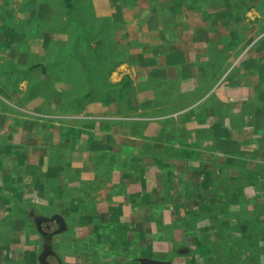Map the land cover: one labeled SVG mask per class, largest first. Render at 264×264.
Returning <instances> with one entry per match:
<instances>
[{"label":"rangeland","instance_id":"obj_1","mask_svg":"<svg viewBox=\"0 0 264 264\" xmlns=\"http://www.w3.org/2000/svg\"><path fill=\"white\" fill-rule=\"evenodd\" d=\"M46 2L0 0V36H10L0 43V63L13 62L0 69V79L9 75L7 83L0 80V246L8 248L0 252V264H31L28 252H38L37 264H134L136 255L148 250L153 258L142 261L159 264H264V230H252L249 217L242 221L251 213L264 222V204L253 202L259 196L264 202V176L249 187L253 181L240 171L249 166L263 172L264 165V144L256 133L264 115V0H70L86 31L79 37L69 35L70 24L60 29L68 18L57 0ZM227 8L234 19L224 18ZM74 28L79 32L82 26ZM142 44L164 47L147 52L155 65L165 64V52L174 53L173 64L180 56L181 74L155 75L154 66L144 65ZM30 62L40 63L30 75L47 72L49 81L40 89L49 90L54 82L57 90V102L53 96L47 112H41L49 100L45 93L17 102L23 95L13 91L7 71L27 70ZM104 80L121 89H108V100L101 101ZM27 82L20 81L19 89ZM194 89L199 93L191 95ZM59 101L62 111L80 110L56 114ZM123 102L132 108L125 116ZM142 102L151 103L145 114ZM143 118L146 126L137 131L159 136L158 149L151 147L167 160L145 158L143 174L128 173L131 165L110 169L108 181L103 178L108 168L91 171V143L98 142V150L106 136L110 154L120 156L116 160L140 159L143 149L123 158L116 145L129 141L137 147L142 141L128 135L120 121ZM64 127L75 129L68 145L58 135ZM169 139H174L169 149L159 147ZM108 151L100 148L97 159ZM55 159L59 165L53 171ZM126 174L129 182L122 183ZM192 195L195 203L187 202ZM88 203L90 221L65 210H86ZM138 210L148 218L142 225L149 229L143 237L150 247L135 230L127 247L116 242L122 244L118 250L94 239L96 216L109 213L110 221L117 214L119 223H129ZM242 222L248 224L245 231L237 230ZM48 250L53 255L41 257Z\"/></svg>","mask_w":264,"mask_h":264},{"label":"trees","instance_id":"obj_2","mask_svg":"<svg viewBox=\"0 0 264 264\" xmlns=\"http://www.w3.org/2000/svg\"><path fill=\"white\" fill-rule=\"evenodd\" d=\"M45 3H47L46 0H45ZM56 4L63 11L64 16H66L68 18V20L66 22H61L60 29L66 27V26H68V24H70L71 31L70 32L68 31L70 36H72V37H79L81 35L86 34V31H85L82 23L75 17L74 9L70 5V0H61V1H58L57 0ZM181 6H182L181 4H177V7L178 8H180ZM226 10H228V11L221 12L223 14L224 18L227 17V16H229L232 19H234L235 18V15H233V13H234L233 12V9L227 8ZM214 16H216V14ZM76 23L77 24H81V26H82V28H81V30L79 32L75 31L74 25ZM177 25H179V24H177ZM236 33H238V32H236ZM9 37H10L9 36V32L4 33L3 35L0 36V43L5 42L7 40V38H9ZM48 39H52V36L51 37L48 36ZM98 44L100 45L101 43H98ZM142 48H144V49L146 48L145 51L143 50L141 52L143 55H146V58L144 56V60H145L144 61V63H145L144 65L145 66H154L155 68L153 69L152 72H157L158 73V74H155V75L158 76L159 74H161V73H163L165 71H169L170 74H172L171 72L173 70H174V75L173 76H176L177 74H179V75L181 74L182 67L180 65H177L176 64L178 61H180V56H177V62L175 64H173V59L171 60V58H173L174 53L165 52L166 53L165 54V64H163L162 62L161 63L160 62H157V64L155 65L154 58L151 57V55H148L147 52H149V50H152V49H156L157 50V49H162L164 47H162V46H158L157 47V46H151V45H144V44H142ZM171 48L173 50H177V47H176L175 44L173 46H171ZM178 58H179V60H178ZM213 58H214V56H213ZM215 59L220 60V57L217 55L215 57ZM8 60H10L8 63H5V62H1L0 63V69L4 68L6 66H12V64H13L12 60L11 59H8ZM117 62H119V61H117ZM30 63H31V65L28 67L27 70L20 69V67H16V68H11L9 71H7V73H9L11 76H13V91L16 92V93H18V94H22L23 95V98L22 99H17V102H26L27 101V98L25 97L26 94H27L28 97H31V96H33L37 92H38V95L39 96H40V94L43 96L44 93H45V96L47 95V97H49V100H46L43 103V108L45 109V111H41L39 109H36V110L37 111H41V112H47L48 109L50 108L49 107V101H50V99L54 96L53 99L56 100L57 90H54L53 89L54 82H50V88H49V90L40 89V86L41 85H43L45 82L49 81L47 72H45L44 70H42V72L39 75H37V74L30 75L29 72H35V70L40 67V63L39 62H35V63L34 62H30ZM168 63L170 65H168ZM17 64H18V62H17ZM168 66H170L169 70H168ZM172 67H174V69ZM4 75L5 76L1 77L0 80H1V82L7 83V78L9 77V75H7L6 72L4 73ZM26 80H28V82L26 84L25 89L22 91L18 87L19 82L20 81H26ZM104 82L106 83V85H105V87L102 88V93H100V95H99V98L103 97V98H101V101H103L104 99H107L108 100V98H106L107 97V94H108V89H113V90H115V89L116 90L121 89V87L117 88L113 84L107 83L105 80H104ZM57 83H59V82H57ZM198 93H199V90L198 89H194V91H192L191 95H195V94H198ZM87 96H89V95H87ZM259 96L261 98L263 97L262 94H259ZM200 98L201 97L196 98L197 101H199ZM89 101H91V100L86 101L85 104L87 102H89ZM56 102H57V100H56ZM171 102L173 104V101H171ZM124 105H125V109L124 110H121L122 113H123V115L124 114H127V112L132 111V108L128 105V102L126 104L124 103ZM150 105H151V103H148V104H146L144 102L141 103L140 110L143 112V114H145L144 111L147 108H149ZM14 106H16L18 108V106H21V105L16 104ZM79 110H80V108L77 109V110L70 111L69 108L67 107V110L62 111L61 110V104H60V101H59V104H57V109H56V112L55 113L56 114H59V113H61V114H69L71 112H77ZM143 114H140V115L143 117ZM185 117H184V121L186 119ZM261 117H262L263 120L260 121V122H257V132L256 133H260L261 139H262V144H264V115L261 116ZM89 122H92L93 123V121H89ZM120 122H123L124 123V126H126L128 128V131H129V132H127L128 135H136L134 137L139 138L138 141H142V142H139L140 144L137 147H136V145H134L135 143H132V142L129 143V141H125L122 144V146L119 145V144H117L116 145V153H119L121 151V156H122V155L128 153L131 150L132 152H137L139 154L140 151L143 149V154H141L140 159L133 160L132 157H127L126 156L127 159H131V161H129L128 163H124L122 161L120 162V161H118V160L115 159V158H117V156H115V158H114L110 154V152H111V150H110V142H111V139L108 136H106V138L108 139V142L105 143L104 145H100V148L101 149L103 148L105 150L108 149L109 151L108 152H105L104 157L102 158V160H100V158L97 159V157H96L97 151L100 148L98 150H95L96 147L94 145V144H96V146H97L98 142L91 143V148H92L91 149V153L93 154L92 156H95V159H94L95 160L94 169H96V170L99 169V170L102 171V170L108 168L107 171L104 172V174H103V178L106 181H108L107 179H108V176H109V173H110V169H115V170L116 169H120L119 168L120 166L122 167L121 169H125L129 165H131V166L128 167V168H130V171L128 173H133L136 170H138L139 171V174H140L144 170V168H145V166L142 165V163L145 162V158L151 159L152 161L153 160H157V161L160 160V163L161 164H162L163 161L167 160L166 157H163L164 155H158L157 154L158 151L155 150V149H152V147H151L152 145H154L155 148L158 149V145H157L156 142L160 141V140H158L160 138L159 136L156 135L154 138H148V137H146L144 135L140 136L141 133L139 131H137L138 128H140L141 126H144L145 127L147 122H145L143 120H137L136 121L134 119H126L125 121H120ZM161 122H163V121H161ZM72 130L74 131L75 129H72ZM72 130L69 127H64L63 129H60V131L58 132V134L61 136L60 140L63 142L64 145H68L67 142H66V138L68 139V141H70V139H73V136L72 135H73L74 132ZM161 131L162 130H159V132L157 134L160 135ZM178 131H180V129H178ZM145 139H148L149 141L146 142ZM181 139H183L181 136H177L176 137V140L179 141V142H180ZM135 141H137V139ZM168 142H174V139H169L168 141L165 140L163 143L160 142L161 144H160L159 147L162 148V149H163V147L168 148L167 147V143ZM261 147H262L261 150L263 152L262 156H264V147L262 145H261ZM46 149L49 150L48 147ZM46 149H44V151ZM61 153H62V148L60 149V154ZM164 154H165V152H164ZM102 155L103 154H101L100 157ZM52 159L53 158H51V160ZM53 161H55V162L50 163L51 165L49 166V168H52V170L54 171V167H56V165H59V160L56 161V159H55ZM62 163H63V167H62V169H63L64 168V165H65V162H62ZM146 163H148V162L146 161ZM261 166L263 168V172H261L259 170H251V169H249V166H247L244 169V171L243 170H240L243 173V176H247L249 178V181H253V184L250 185L249 187L256 186V183L258 181H260V180H257V178H258L259 175H263L264 176V165H261ZM93 172H95V171H93ZM142 174H143V172H142ZM240 175H242V174L240 173ZM124 176H125V174L122 175V177H124ZM127 177H129V175L126 174L125 179L122 178V183L126 181ZM136 180H139V177L138 176H137V179ZM126 182H129V181H126ZM99 187H102V184H100ZM111 188H113V187H111ZM104 189L105 190H108V189L110 190L109 187H106ZM138 196H139V194H135V195L132 196V198H138ZM192 197L193 198L187 200V202L195 203L193 201V200H195V197L193 195H192ZM253 199H254L253 202H258L260 204H264V202L263 203L260 202V200H261V197L260 196L258 198L254 197ZM142 202H144V200ZM22 203H24V202H22ZM22 203L20 202V204H22ZM145 204H147V202ZM15 205L16 204L13 203L12 206L16 207ZM27 205L31 206L32 204H29L28 203ZM87 205L88 206H87V209L86 210H81V209H79V207H66L65 210H66V212H71V211L78 212V215H79L78 218L80 220H82V221L83 220L90 221L92 218H94V216L92 215V211L89 210V209L92 208V205L89 204V203ZM136 206L140 208L141 207V204L139 203ZM254 207H256V204H254ZM138 211L140 212V210H138ZM142 213L143 214H141V212H140L139 213V216L136 217L135 219H133L132 221H130L129 223H119L118 218H117V214L113 215L112 216V219H110V221L108 219L109 216H110L109 213L100 214V215L96 216L95 218H98L99 219L98 223L91 222L92 223V227H93L92 228V234H95L94 239H96V241L98 243H100V244H101V242L107 243V245H108L106 247V248H108L107 250H118V249H120L122 247V244L125 247H127V245H129L132 242V241H130L132 239V234L131 233H132L133 230H135L136 232H138L139 239L140 240H143L146 244H148V247H150V243H148L147 242V239H145V237H143V234L146 231H148L149 229L145 231V229H144V227L142 225V222L144 220L147 222L148 221V218H147V216H144L145 215L144 212H142ZM252 215L253 214L248 213L247 215H245V218L242 219V221L246 220L249 217V219L251 218V220L249 221V225L252 226V230H254V229L264 230V222H260V220L258 218H256V216H252ZM23 220H24V218L21 221L19 220V222H16V224L17 225L22 224L23 223ZM30 223L33 226V230L35 232H37L36 225L33 222H31V221H30ZM247 229H248V224L246 222H242L239 225V227H237V230H239V231H245ZM158 231H163V230L162 229H158ZM37 233L39 235L41 234L39 230H38ZM62 233H64V232H62ZM260 233H262V231ZM263 235H264V233H263ZM129 237L131 239H129ZM161 240H163V239L161 238ZM117 241H121L122 244L120 246L119 245H116V242ZM191 242L193 244H195V242L193 240H191ZM168 243L169 242L167 241L166 244H168ZM197 247L200 248L201 246H197ZM2 250H8L7 246H0V252ZM37 254H38V252H28L27 253V257H31L32 258V260L30 261L31 264L32 263H35V264L38 263ZM149 254H151L150 250H148L146 252L143 251V252L138 253L136 256H138L140 258H138L137 259L138 260L137 263L134 262V264H143V261H142L143 258H149V259L153 258ZM0 255H2V254H0ZM201 255H205V253H201ZM12 258H15V257H12ZM124 263H125L124 260H120L119 262H117V264H124ZM129 264H133V263L129 262Z\"/></svg>","mask_w":264,"mask_h":264},{"label":"flooded vegetation","instance_id":"obj_3","mask_svg":"<svg viewBox=\"0 0 264 264\" xmlns=\"http://www.w3.org/2000/svg\"><path fill=\"white\" fill-rule=\"evenodd\" d=\"M46 252H48V253H46ZM42 251V256L41 257H43V256H46L47 254H50V255H53L51 252H49V250L48 251ZM143 264H159V263H157V262H148V261H143Z\"/></svg>","mask_w":264,"mask_h":264},{"label":"crops","instance_id":"obj_4","mask_svg":"<svg viewBox=\"0 0 264 264\" xmlns=\"http://www.w3.org/2000/svg\"><path fill=\"white\" fill-rule=\"evenodd\" d=\"M42 41V42H41ZM40 41V46L39 47H42L43 46V44H44V42H43V40H41ZM152 100V99H151ZM96 104V103H95ZM163 105V104H162ZM166 118L168 117V116H165ZM144 119V118H143ZM137 120H141V119H137ZM144 121H145V119H144ZM146 122V121H145ZM159 131H157V133H158ZM59 135V134H58ZM145 136H146V134H145ZM59 137L61 138V136L59 135ZM117 157H120V156H117ZM121 157H123L124 158V155H122ZM78 169V168H77ZM91 171H96V169H94V167L92 168V170Z\"/></svg>","mask_w":264,"mask_h":264},{"label":"bare ground","instance_id":"obj_5","mask_svg":"<svg viewBox=\"0 0 264 264\" xmlns=\"http://www.w3.org/2000/svg\"><path fill=\"white\" fill-rule=\"evenodd\" d=\"M1 146V145H0Z\"/></svg>","mask_w":264,"mask_h":264}]
</instances>
